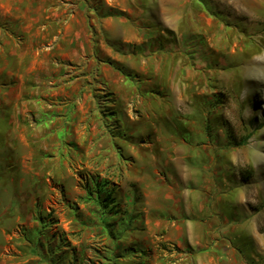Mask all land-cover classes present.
Masks as SVG:
<instances>
[{
	"label": "rangeland",
	"instance_id": "rangeland-1",
	"mask_svg": "<svg viewBox=\"0 0 264 264\" xmlns=\"http://www.w3.org/2000/svg\"><path fill=\"white\" fill-rule=\"evenodd\" d=\"M29 1L49 8L50 22L20 36L23 45L2 35L8 27L0 26V66L7 56L8 66L20 72L17 79L0 73V100L20 98L16 111L32 95L49 103L50 95L41 92L53 86L50 100L58 97L72 112L48 126L0 120V229H26L14 220L15 210L4 213L18 178L33 174L18 170L16 147L28 142L38 156L61 144L68 167L55 169L51 154L46 175L53 180L38 184L35 196L43 230L28 237L42 256L43 244L47 253L54 248L60 264H76L74 250L60 242L73 248L83 236L78 220H93L96 207L104 214L122 211L107 208L108 189L124 171L136 172L128 164L122 168L124 155L112 151L153 146L155 155L143 154L146 167L157 170L163 186L171 182L176 194L186 190L193 205L201 200L219 226L188 229L185 247L161 239L156 256L163 248L168 264H184V252L193 264H208L211 255L218 264H264V0ZM58 125L66 127L65 139L45 136ZM17 134L25 136L20 144ZM122 222L116 229H124ZM45 228L57 234L55 245ZM95 242L85 244L86 254L98 252Z\"/></svg>",
	"mask_w": 264,
	"mask_h": 264
},
{
	"label": "crops",
	"instance_id": "crops-1",
	"mask_svg": "<svg viewBox=\"0 0 264 264\" xmlns=\"http://www.w3.org/2000/svg\"><path fill=\"white\" fill-rule=\"evenodd\" d=\"M49 11V8H44L42 5L29 0H12V2L0 0V26L8 27V29L1 30L3 32L2 35L9 33L8 35L11 36L12 41L16 42L15 44L23 45V41L18 40L21 39L20 36L23 39L26 36H30L29 33L32 26L39 25L41 30L46 28L51 18ZM14 34L18 37L17 41L13 38ZM2 52L5 51L3 50ZM11 54L13 53H10L9 56ZM4 59V64L2 63L0 66V73L7 74L9 78L11 76L17 79L20 72L8 66L7 56ZM5 84L2 83V86ZM52 87L49 86L48 89L44 88L41 95H50L51 97L53 94ZM34 88L32 85V89ZM50 97L48 99L49 103H47L45 100H41L40 95H32V99L30 98V101L25 104L24 108L17 111L15 107L20 98L17 101L0 100V120L9 124H15L20 120L24 121V118H26L28 122L41 120L45 124L47 123V126L53 121L57 123L67 121L69 113L72 111L69 110L64 101L60 102L57 99L58 97L55 98L56 100H50ZM40 101L43 103H39ZM77 111L79 109L76 108L75 116H77ZM13 129L14 127L11 125L8 135H11ZM65 131L66 127L64 125H58L54 130L49 128L48 133L44 132V134L46 137L53 136L60 140L65 139ZM17 135V142L20 144V139L25 140V136ZM27 136V138L31 137L30 135ZM44 150L46 151L36 156V149L29 146L28 142L26 148L16 147L14 162L19 164L18 170L20 172L26 171L27 173L32 171L33 174L26 181L22 177L18 178L16 186L19 188H16V191L9 198L10 205L6 204L4 213L6 214L10 209L15 210L14 220L23 222L26 229H23L21 234L17 233L14 229H5V227L0 229V233L4 235V242L0 247V264H60L55 257L53 247H51L52 252L50 254V252H46L45 245L42 244V256L40 249H36L28 237L33 230H38V232H42L43 230L41 229L40 222L36 219L37 211L42 212V209L36 207L35 196L36 194H41L40 188L37 187L38 184H48L50 180H53L49 177L51 175L48 173L46 175V171L50 170V167L53 165L50 164L51 159H53L51 154H55L53 161L58 160L57 166H53L55 169L60 170L68 167L66 148L63 145L50 146L48 150L44 147ZM112 152L118 156L119 154L124 155L123 158L119 156L122 168L128 164L134 167L136 172L130 174L124 171V176L122 174L118 178V181L113 182V185L116 186L114 190L111 189L113 194L112 202L110 201L107 208L110 209L112 206H115L114 209L121 208L122 211L117 209L106 211V214H104V211L96 207L95 213L89 214L93 220L86 216L85 221L83 219L78 220L81 229L77 230L83 236L80 237L79 241L75 240L73 248L60 242V247L67 252L74 250L76 264H131V256L136 257L135 263L138 264H168L166 260L162 259V255L166 254L163 248V251L161 250L163 254H159L161 257L156 256V246H158L161 239L180 247H185L187 246L185 237L188 229H218L219 226L212 223V219H215L217 216H212L213 214L210 215L209 213L206 214L204 203L201 200L198 202L194 201V205H196L194 207L192 201L189 200L190 197L187 195L186 190L176 194L171 182L163 186V181L155 176L157 170L149 169L143 163V154L155 155V147L137 146L132 149L122 147L119 152ZM130 156L134 157L132 162L126 158ZM151 158L155 161L154 156ZM36 161L41 162V168L36 167ZM115 168L116 165L111 164L110 169ZM35 169L41 170L35 172ZM59 180V177H56L55 181L59 182ZM25 182L29 183L30 189L24 187ZM130 183L134 185V187L132 186L133 188H131ZM0 202H2V197H0ZM121 220L123 221L122 226L124 229H116L120 227L119 222ZM89 224L93 226H89ZM45 229L49 237H55V240L50 243L55 245L57 243V234L52 235L51 229ZM93 241H96L99 245L95 249L99 252V255H97L98 252L96 254L95 252L86 254L85 244H92ZM131 249L132 252L138 251L137 253H139L140 251V253L138 255H130L128 251ZM3 250L5 252H2ZM183 256H185L184 264H193L190 257L189 260L186 259V252H184ZM65 264L73 263L68 261ZM208 264H218L217 258L211 255L208 259Z\"/></svg>",
	"mask_w": 264,
	"mask_h": 264
},
{
	"label": "bare ground",
	"instance_id": "bare-ground-1",
	"mask_svg": "<svg viewBox=\"0 0 264 264\" xmlns=\"http://www.w3.org/2000/svg\"><path fill=\"white\" fill-rule=\"evenodd\" d=\"M235 10L237 9L238 11H243L242 10V8L241 7H238V5H236V8H234ZM256 57V56H255ZM254 59V58H253ZM256 59V58H255ZM260 59V58H259ZM263 59V58H262ZM261 59V60H262ZM248 60V59H247ZM251 60V59H250ZM258 60V58L256 59V61ZM254 61V60H253ZM246 62V64H250V63H252V62H248V61H246V59L244 60V62L243 63H245ZM264 63V60H262V63L261 64H263ZM253 64H255V65H257V63H253ZM253 64H251V65H253ZM259 64V63H258ZM254 71L256 70V67L255 66H252L251 67Z\"/></svg>",
	"mask_w": 264,
	"mask_h": 264
},
{
	"label": "trees",
	"instance_id": "trees-1",
	"mask_svg": "<svg viewBox=\"0 0 264 264\" xmlns=\"http://www.w3.org/2000/svg\"><path fill=\"white\" fill-rule=\"evenodd\" d=\"M108 190H109L108 193L111 194L110 196H113L112 193H110V192H111V189H108ZM109 194H108V195H109ZM107 198H108V197H107ZM111 202H112V197H111Z\"/></svg>",
	"mask_w": 264,
	"mask_h": 264
}]
</instances>
